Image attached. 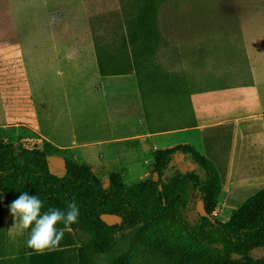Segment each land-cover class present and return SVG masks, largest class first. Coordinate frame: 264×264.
Wrapping results in <instances>:
<instances>
[{
	"label": "trees",
	"instance_id": "1",
	"mask_svg": "<svg viewBox=\"0 0 264 264\" xmlns=\"http://www.w3.org/2000/svg\"><path fill=\"white\" fill-rule=\"evenodd\" d=\"M164 1L134 0L124 10L112 44L119 57L102 56L97 48L101 73L134 72L149 117L156 106L173 109L183 92L171 73L155 63L166 46L157 17ZM194 126L192 115L186 127ZM152 158L150 176L132 184L124 183L120 173H110L102 182L91 166L67 158L58 176L51 172L45 150L0 137V193L12 201L23 192L36 195L44 202L42 211L64 210L75 200L80 215L71 232L79 243L77 264H133L140 250L169 264H264V254L249 256L264 248V188L220 222L213 213L221 181L211 161L186 144L156 149ZM198 202L206 217L196 212ZM102 214L121 221L108 226Z\"/></svg>",
	"mask_w": 264,
	"mask_h": 264
},
{
	"label": "rangeland",
	"instance_id": "2",
	"mask_svg": "<svg viewBox=\"0 0 264 264\" xmlns=\"http://www.w3.org/2000/svg\"><path fill=\"white\" fill-rule=\"evenodd\" d=\"M133 1L0 0V112L2 107L5 110L10 107L16 109L21 124L25 125L12 131L0 127V137L13 144L45 150L50 170L58 176L63 175L64 158L80 164L85 160L74 148L59 150L56 144H68L75 135L83 140L85 137L91 139L106 137L108 132L98 127L104 118L98 109L99 96L94 93L93 85L81 80L78 83L79 78L69 66L71 60L63 62L61 74L46 69L45 61L41 59L45 54L44 38L51 41V37H57L63 45L64 57L68 52L79 50L87 53L94 48L96 55L98 48L102 56L115 54L119 57L116 55L120 54L116 49L118 47L112 45L117 39L114 30L120 25L124 10ZM171 1L173 6L170 8L174 10L172 14L167 15L169 12L165 9L161 12L159 30L166 41V46L159 49L155 63L166 68L171 73L173 81L179 83L182 81V72H186V75L191 77L192 88L203 86V58L199 52V43L203 42V31L204 34H208L212 43L216 42L215 38L222 41L229 32L234 40H237L235 27L240 13L252 6L264 4V0ZM203 22L214 24L215 27L203 28ZM228 22L231 23L230 27H227ZM211 47L214 48L213 45ZM178 51H186L190 58L186 60L178 58L176 54ZM86 62L89 64L91 60L88 59ZM96 62L98 67V61ZM207 62L210 65L215 61ZM129 84H132L136 91L135 83L132 81ZM135 91L134 95L129 94L127 98L121 95L120 100L126 102L121 108V114L147 118L141 122L142 132L152 126L160 130L173 129L172 132H161L158 144H154L157 148L165 149L186 144L203 155V138L200 135L193 132L179 133L174 129L182 125L178 123L179 120L173 122L171 116L174 114L177 119L181 107L180 98L173 104L174 111L159 106L157 117H149L148 114L146 117ZM116 95L113 93L109 95L110 100L119 99ZM34 120H37L39 125H36ZM115 127L119 129L117 133L134 134L140 131L129 124L114 125L113 128ZM45 137L47 139H44ZM102 162L103 158L98 157L97 163ZM97 166L99 168L95 174L99 180L105 182L107 171L101 164ZM142 166L148 167L147 164ZM143 168L134 166L133 170L127 172L125 170L119 172L116 169L113 172L120 173L124 183L132 184L147 178L150 171L142 176ZM261 189L263 187L258 190ZM253 190L248 189L233 197L235 201L232 203L218 201L213 213L215 219L226 222L233 212L256 194ZM263 254L264 248H259L253 250L249 256L256 258ZM134 257L133 264H169L157 254L145 250L138 251Z\"/></svg>",
	"mask_w": 264,
	"mask_h": 264
},
{
	"label": "crops",
	"instance_id": "3",
	"mask_svg": "<svg viewBox=\"0 0 264 264\" xmlns=\"http://www.w3.org/2000/svg\"><path fill=\"white\" fill-rule=\"evenodd\" d=\"M172 6L171 0L159 6V28L161 12L165 9L170 16L174 11L170 8ZM229 24L231 23L228 22L227 27L231 26ZM212 27L215 25L203 22V28ZM235 28L238 42L229 32L222 41L215 38L216 42L212 43L208 34L203 31V42L199 43L200 56L203 58V86L192 92L191 77L183 71L182 81L180 80L183 92L179 97L181 107L177 119L174 114L171 115L173 122L179 120L178 123L182 124L174 128L179 133L193 132L203 138V156L214 164L220 176L221 191L218 201L227 203L234 202L233 197L248 189H254L257 193L258 189L264 188V4L252 6L240 13ZM44 40L45 54L41 59L45 61L46 69L61 74L63 62L71 60L69 66L79 78L78 83L81 80L93 85L94 93L99 96L98 109L104 118L98 127L108 132L106 137H85L83 140L75 135L68 144H56V147L59 150H77L84 156L83 163L91 166L94 173L99 168L97 164L103 166L107 175L118 173L113 172L114 169L127 172L133 170L134 166L143 168L142 165L147 164L142 176L149 170V177L153 164L152 153L159 149L155 145L159 142L161 132L153 126L142 132L141 122L145 118L121 114V108L126 102L120 100V97L134 95L135 90L129 84L132 81L136 85V98L141 108H144L134 72L117 75L101 73L96 66L95 48L87 53L79 50L68 52L64 57L63 45L57 37H51V41L48 38ZM186 53L178 51L176 54L178 58L186 60L190 58ZM88 59L91 60L89 64L86 62ZM209 60L215 62L208 65ZM112 93L117 94L119 99L111 101L109 95ZM155 108L157 109L149 110L151 117L159 115L158 106ZM174 110L173 108L172 111ZM144 112L145 116V108ZM192 115L195 126L186 127L191 122ZM19 116L16 109L10 107L5 110L2 107L0 127L8 131L25 127ZM34 121L39 125L37 120ZM120 124L133 125L140 131L134 134L117 133L119 129L113 126ZM98 157L103 158L102 163H97ZM11 202L10 198L0 193V264L78 263L79 243L71 231H65L60 245L54 251L43 253L34 252L27 247L28 232L10 234L9 229L13 226V217L9 211Z\"/></svg>",
	"mask_w": 264,
	"mask_h": 264
},
{
	"label": "clouds",
	"instance_id": "4",
	"mask_svg": "<svg viewBox=\"0 0 264 264\" xmlns=\"http://www.w3.org/2000/svg\"><path fill=\"white\" fill-rule=\"evenodd\" d=\"M44 202L36 195L23 192L9 205L14 232H28L27 247L34 252L54 251L61 243L65 231H71L72 225L78 223L80 210L75 200L67 203L66 208L50 207L46 211ZM63 227L58 228V225Z\"/></svg>",
	"mask_w": 264,
	"mask_h": 264
},
{
	"label": "water",
	"instance_id": "5",
	"mask_svg": "<svg viewBox=\"0 0 264 264\" xmlns=\"http://www.w3.org/2000/svg\"><path fill=\"white\" fill-rule=\"evenodd\" d=\"M196 212L201 216V217H206L207 214L205 212V209L203 207V204L201 202H198L196 205ZM100 219L103 223H105L108 226H113L116 224H119L121 219L117 215H112V214H102L100 216Z\"/></svg>",
	"mask_w": 264,
	"mask_h": 264
}]
</instances>
